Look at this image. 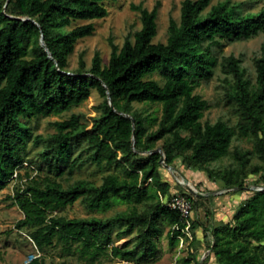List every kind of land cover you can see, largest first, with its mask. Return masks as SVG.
Here are the masks:
<instances>
[{"label": "trees", "instance_id": "16d2710c", "mask_svg": "<svg viewBox=\"0 0 264 264\" xmlns=\"http://www.w3.org/2000/svg\"><path fill=\"white\" fill-rule=\"evenodd\" d=\"M105 1L111 0H0V187L23 166L29 141L42 146L37 167L43 166L49 175L10 195L24 215L16 227L30 229L28 236L38 251L60 244L87 264L103 255L143 264L157 258L156 238L164 226L170 246L182 234L172 233L180 217L163 202L173 193L161 172V153L152 152L158 141L166 164L176 167L180 159L187 168L205 173L218 188L248 189L250 174H260L263 180L256 183L264 186V55L255 60L253 82L245 77L238 58L230 55L221 61L223 72L232 77L227 96L238 116L235 127L223 119L202 122L208 102L194 91L213 76L214 46L264 32V0H258L263 3L259 11L245 14L239 4L183 0L179 21L169 19L165 42H153L160 0L150 10L132 4L141 20L133 39L126 37L120 47L110 41L105 65L96 52L86 69L81 56L78 69L71 73L68 56L78 39L94 31L93 23H72L106 16ZM92 89L102 101L90 128L80 115L71 114L55 121L56 131L47 137L32 134L26 120L69 111ZM134 103L160 104L159 118L134 108ZM235 136L251 138L252 147L234 148L236 165L212 170L209 163L230 154ZM253 158L260 165L249 168ZM86 163L107 172L100 184L79 179L64 187L55 180ZM179 192L192 200L193 208L200 205V196ZM248 192L228 222L203 223L212 241L202 262L189 252L173 264H205L211 256L217 264H264V189ZM78 199L91 211H105L118 202L131 207L108 218L53 215ZM146 203L150 208L140 212L137 205ZM135 230L133 240L116 244ZM27 264L44 263L36 256Z\"/></svg>", "mask_w": 264, "mask_h": 264}, {"label": "rangeland", "instance_id": "374dc122", "mask_svg": "<svg viewBox=\"0 0 264 264\" xmlns=\"http://www.w3.org/2000/svg\"><path fill=\"white\" fill-rule=\"evenodd\" d=\"M157 0H114L105 1L104 5L107 9V15L93 20H80L72 23L74 25H80L85 23H93L94 31L91 35L82 37L77 40L74 51L68 56V69L73 73L78 69L79 58L82 56L86 69L91 66L92 57L98 52L102 59V64H107L110 57V41L118 45L123 44L126 37L133 39L134 32L140 29L141 20L137 11L131 8V5L142 4L147 9H152ZM183 0H160V7L158 8L157 15V34L153 38V42H165L167 38V27L170 17H173L176 21H179L180 7ZM217 2H228L231 4H239L241 14L255 13L260 10L263 3L258 0H212V4ZM208 8L206 9V11ZM264 43V32L258 35L237 41H222L221 46H214L213 53L217 57V64L214 67V73L210 80L202 81L198 87L195 88V92L202 95L208 102V108L204 111L202 122L209 121L214 122L218 119L225 120L230 126L235 127L238 120V116L234 111V104L229 100L227 96L228 82H232L231 75H227L223 72L221 61L224 57L234 56L240 60V66L244 69L245 77L250 79L251 82L255 79V60L264 55V49L262 45ZM154 78L158 79L156 75ZM102 101V98L92 89L89 97L77 106L72 107L69 111L63 112L57 115L38 116L26 120L33 135L40 134L43 137H47L56 131L54 122L68 119L71 114H78L81 117V122L90 128L93 118L98 114L96 106ZM133 107L136 109H146V113L151 114L157 119L160 116V104H142L134 103ZM154 125L151 129H154ZM162 141L157 142V146L161 147ZM253 140L251 138L235 136L230 146V154L218 161L209 163V167L212 170H218L220 168L235 166L231 152L234 148L249 149L252 147ZM42 146H36L32 141L27 144L25 157L26 161L23 166L17 170V175L9 180L5 186L0 187V264H25L28 259L35 257L39 254V257L44 264H87L84 260L78 257V253L66 252L63 250L60 244H56L52 247L46 248L44 252L38 251L29 238L28 234L30 229L17 228L16 222L23 218V212L17 205L11 203L10 195L18 188L25 187L33 179L40 182H44V179L49 175L45 168L41 166L37 167L40 160L38 153L41 151ZM178 173H172L168 169L162 166L161 172L163 178L170 182L169 193L179 192L185 190L179 183V180L184 178L186 181L192 183L197 190L213 191L215 186L210 183L206 174L196 170L189 169L187 166L182 165L181 160L178 159L175 162ZM260 165V162L253 158L251 160L250 167ZM181 168V169H180ZM107 172L99 169L94 164L86 163L80 170H76L72 175H64L62 177L55 178L64 187L73 184L76 180L86 179L93 181L95 184H100L102 177ZM260 174H250L247 178L248 189L237 190L238 203L234 206V209L238 207L243 200L241 196L249 195L248 192L253 185H260L262 182ZM261 181L259 183H256ZM210 185L211 188L205 186ZM221 185V183H219ZM218 184V185H219ZM243 191L245 194H243ZM241 197V198H240ZM166 197H163L165 199ZM129 206L126 203L118 202L112 208L105 211H91L85 203L78 199L72 205H68L63 209L56 211L53 215H62L67 218H89L92 216L100 218L113 217L119 212L129 210ZM150 208V203L138 204L137 209L142 212ZM194 207L193 210H195ZM234 214V213H233ZM209 224V219L206 221ZM196 223V222H194ZM197 224V223H196ZM221 224V223H220ZM191 228V227H190ZM168 227L164 226L161 235L157 236L156 244L158 248L157 258L151 262L143 264H173L178 262L183 257L187 256L190 252H193V248L188 244L189 239H184L182 245L178 239L174 246L168 244ZM138 234L135 230L130 236L122 238L116 242L117 245H121L127 240H133ZM133 242L128 247H132ZM203 257L209 255L207 249ZM128 262L118 258L111 257L110 255L100 256L93 264H126ZM130 264H135L130 262Z\"/></svg>", "mask_w": 264, "mask_h": 264}, {"label": "crops", "instance_id": "0c3cea01", "mask_svg": "<svg viewBox=\"0 0 264 264\" xmlns=\"http://www.w3.org/2000/svg\"><path fill=\"white\" fill-rule=\"evenodd\" d=\"M176 168V167H175ZM212 183L211 181H209ZM205 184V183H204ZM215 189L213 191H203L204 189L201 187V194L199 195L201 198L198 200L200 201V205L193 210L191 217H190V225H191V239H194L193 244H189L194 250L193 254L195 259L202 262L206 257H203L202 254H205L206 245L207 249L210 252V248L208 247L209 242L212 241V235L210 232L205 231L203 228V223L208 224L206 222L209 219V226L224 224L228 222L233 213L235 212L236 208L234 206L238 203L237 190H230L229 192L223 193H215L216 190L221 189L222 187H217L215 183H213ZM205 186H208L205 184ZM211 188V186H208ZM243 194L244 191H243ZM198 196V197H199ZM246 196H241L245 199ZM240 197V198H241ZM196 222V223H194ZM205 264H217L215 258L213 256L209 257Z\"/></svg>", "mask_w": 264, "mask_h": 264}, {"label": "built area", "instance_id": "2783aa9c", "mask_svg": "<svg viewBox=\"0 0 264 264\" xmlns=\"http://www.w3.org/2000/svg\"><path fill=\"white\" fill-rule=\"evenodd\" d=\"M163 202L179 214L180 222L175 223L171 229L172 233L175 231H180L182 233L177 234V238L182 245L184 239H191L190 217L194 209L193 202L187 195L180 192H174L169 198L163 199ZM36 256H39V254L35 255V257ZM31 260L32 258L28 259L25 264L30 263Z\"/></svg>", "mask_w": 264, "mask_h": 264}, {"label": "water", "instance_id": "95a60500", "mask_svg": "<svg viewBox=\"0 0 264 264\" xmlns=\"http://www.w3.org/2000/svg\"><path fill=\"white\" fill-rule=\"evenodd\" d=\"M40 42H41V45L43 47H45V50L48 51L47 46L45 45V42L43 40V36H41ZM108 100H109V104L114 108L112 101H111V96L109 93H108ZM120 113H122V112H120ZM124 115L126 117H128L129 119H131L133 122V118L131 115H129L127 113H124ZM156 151L161 153L160 162H161L162 166L165 167L166 169H168L169 171H171L173 174L178 173V171L175 167L165 163V161H164L165 156H164V153H163L161 147H157V148L152 150V152H156ZM178 181H179L180 185L185 190H187L189 193L193 194L194 196H199L201 194V192L199 190H197L192 183H190L189 181H186L184 178H182V180L178 179ZM250 189L260 190V189H264V186L261 184L260 185H253ZM230 190H238V188H236V187H234V188H221V189L216 190L215 193H223L225 191H230Z\"/></svg>", "mask_w": 264, "mask_h": 264}]
</instances>
